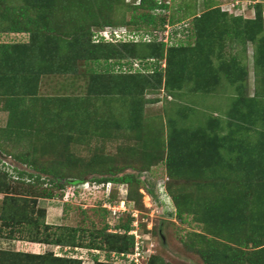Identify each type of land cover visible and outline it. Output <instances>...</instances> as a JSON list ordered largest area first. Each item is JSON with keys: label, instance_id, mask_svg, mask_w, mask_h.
Here are the masks:
<instances>
[{"label": "rangeland", "instance_id": "rangeland-1", "mask_svg": "<svg viewBox=\"0 0 264 264\" xmlns=\"http://www.w3.org/2000/svg\"><path fill=\"white\" fill-rule=\"evenodd\" d=\"M99 1L108 24L90 23L92 42L119 48L133 40L113 41L114 30L145 41L154 29L168 45H195L191 22L204 13L209 19L204 0L138 11L154 13L155 26L130 23L139 0H92L90 9ZM257 3L256 27L249 21ZM216 6L242 17L235 25L245 33L210 26L200 47L143 59L149 71L124 78L105 99L92 72L121 82L118 73L144 70L139 59H96L76 75L43 73L31 83L24 66L8 70L16 45L31 46V34L0 32V46H14L0 50V253L14 255L1 253L0 264H223L217 258L228 254L226 264H239L264 253V183H243L264 169V0ZM168 59L177 60L171 86ZM15 156L62 170V189L38 185L28 177L37 172ZM124 174L134 176L130 184L94 182ZM232 211L250 213L254 225L232 229ZM48 236L53 243H43Z\"/></svg>", "mask_w": 264, "mask_h": 264}, {"label": "trees", "instance_id": "trees-1", "mask_svg": "<svg viewBox=\"0 0 264 264\" xmlns=\"http://www.w3.org/2000/svg\"><path fill=\"white\" fill-rule=\"evenodd\" d=\"M16 1L18 2L17 4L13 3V0H0V32L31 34V46L16 45L17 47L15 46V54L13 53L9 58L11 65L8 68L9 71L14 70L17 73H22L23 69H21V66H24V70L26 73L24 78L28 79L31 83H33V81L35 80L37 81L40 75L43 73L76 75L80 72L81 66L86 65L87 63L92 62L96 59L99 60L102 58L107 61L111 59H139L137 61L142 63V65L144 66V70L118 73L123 75L119 76L121 82H110L106 77H104L103 74L92 72L93 85L96 88L99 87V96L102 99L107 98L110 92L118 91L120 84L124 86L125 79H132L133 74L148 72V64L146 65L145 63H143V61H154L153 58L162 57L163 52L166 50V48H168V50H171V52L179 50H183L184 52L186 51V49L198 47L200 44V39L202 38L204 33L209 32L208 29L210 28V26H213V29H222V31H224L229 36L233 35L232 31L245 33L239 29L240 26L235 25L236 22L243 19L242 17L230 16L229 12L222 11V8L220 6L214 7L216 1L218 0H204V7H207L209 10L206 13L208 14L207 17L209 19L207 21L205 20V17H203V15L205 14L204 13L202 17L193 19V21L191 22L193 37L196 38L195 45H192L191 43L184 44L183 42L177 40H174L172 44L168 45L169 42L167 44L164 39L159 40L156 38L153 33V29L148 31V36L151 37V40L136 42L133 41L129 43H123L122 41L119 43H123L124 45L121 46L122 48H119L117 46H114V44L101 45L92 42V32L89 27L90 23L94 24L96 27H103L108 24L106 21H104L105 17L101 8L100 1L95 5L94 8L93 6H91V8L93 9H90L88 3V1L92 0ZM166 5L168 4L164 2V0H139L138 4H136V6L132 9L134 14L130 19V23H144L150 26H155L157 16L154 13L144 14L138 13V11L143 9L154 12L158 9L167 8ZM256 5V19L253 21H249V24L257 27L261 25L263 17V6L259 3H257ZM161 22L163 24L164 20H162ZM251 38L254 40L256 38V35H252ZM262 44H264V38H262ZM11 47L14 46H0V50L1 48H3V51L7 52ZM26 50L31 52V54L28 53L30 55L29 60L26 59V57H28V54L25 55V53H27ZM144 51H148V54L140 55V53H143ZM176 61L177 60H175V62L173 63L172 60L168 59L169 70L167 86H171L173 83L177 82L173 78V72H171L173 70L172 66L175 65ZM161 75L162 73H159L160 78L162 77ZM177 79L182 80V74H180ZM157 81L158 83H160V79H157ZM121 92H123V90ZM258 144L262 145L261 142H259ZM262 146L263 148L260 149V153L264 152V143ZM196 155L198 159L199 153ZM261 156H264V154H261ZM15 157L17 160L19 159L22 164H27L37 172L36 175L29 174L28 177L30 179L35 178V181L38 185L40 183H47L54 186L56 185L55 187H58L57 185H60L62 189L63 183H60V181L68 177L67 174L62 170L55 168L46 170L44 168H39L37 166V163L30 162V160L28 159L20 160L19 157ZM256 164L258 165V160H256ZM19 175H26V173L24 171L19 172ZM246 178L247 179L243 183H250L248 185V188L256 185H261L264 183V169L261 167V165H258L256 167V176L255 173H250L246 176ZM133 179L134 176L132 174H124L123 176L115 179H108L104 177L97 178L94 180V182L104 185L110 183L130 184ZM47 198H51V195H48ZM23 209L24 212L28 214L27 206H24ZM258 209L259 207H257V210ZM244 212H231V219H229L228 222L232 225V229H237L238 231L250 229L247 226L250 222L251 224H253L250 220V213L246 211ZM13 217L15 218V215H13ZM233 218L236 220H234ZM260 223L261 222H257V227H259ZM232 232L233 231H230V233ZM50 238L51 236H48V238H46L45 242L43 243H53L52 240H49ZM75 240L76 239H74V241ZM1 253L6 256V258L7 256L11 255L4 252ZM11 256L14 255L12 254ZM228 256L220 255L217 260H221L223 264H226L223 258H227ZM250 259L251 260H249L248 262H242L239 264H264V253L260 251L256 256L251 257ZM215 262L216 261H213V263ZM227 262V264H237L233 258L228 259Z\"/></svg>", "mask_w": 264, "mask_h": 264}, {"label": "built area", "instance_id": "built-area-1", "mask_svg": "<svg viewBox=\"0 0 264 264\" xmlns=\"http://www.w3.org/2000/svg\"><path fill=\"white\" fill-rule=\"evenodd\" d=\"M102 37H104V39L105 38H108L106 35H105V32H103V33H101L100 34ZM111 35H112V40L113 41H126V40H133V41H137V40H135V35H133V34H124L123 32H121V33H119L117 30H114L112 33H111ZM147 37H149V39H146V40H151V37L150 36H147ZM119 207H117V208H114L113 210H117V211H119Z\"/></svg>", "mask_w": 264, "mask_h": 264}, {"label": "clouds", "instance_id": "clouds-1", "mask_svg": "<svg viewBox=\"0 0 264 264\" xmlns=\"http://www.w3.org/2000/svg\"><path fill=\"white\" fill-rule=\"evenodd\" d=\"M107 185H109V184H107Z\"/></svg>", "mask_w": 264, "mask_h": 264}]
</instances>
